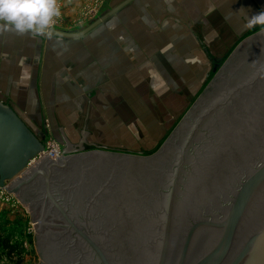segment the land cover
<instances>
[{
	"label": "water",
	"instance_id": "water-1",
	"mask_svg": "<svg viewBox=\"0 0 264 264\" xmlns=\"http://www.w3.org/2000/svg\"><path fill=\"white\" fill-rule=\"evenodd\" d=\"M129 2L81 31L53 29V35L82 36ZM252 36L227 55L150 155L85 150L88 97L79 143L64 140L57 123L60 157L46 153L24 171L44 149L43 134L0 99V185L29 211L34 207L24 192L36 184L43 188L40 215L31 216L40 264H264V30ZM69 172L73 177L66 180ZM89 174L98 182L90 185ZM136 177L140 185L134 187ZM68 191L86 193V200L66 199ZM132 192L142 193L143 212L128 204ZM109 193L108 202L120 211L100 215L103 206L96 204ZM48 208L59 222L48 223ZM47 225L61 229L59 236L46 235ZM43 236L48 243L42 254Z\"/></svg>",
	"mask_w": 264,
	"mask_h": 264
},
{
	"label": "crops",
	"instance_id": "crops-1",
	"mask_svg": "<svg viewBox=\"0 0 264 264\" xmlns=\"http://www.w3.org/2000/svg\"><path fill=\"white\" fill-rule=\"evenodd\" d=\"M84 1L57 0L67 24L78 19ZM122 1L105 0L101 15ZM150 1L155 9L154 0ZM156 10L161 12L158 24L123 20L122 30L117 27L121 20H104L90 32L72 38L0 33V99L36 132L46 136L47 130L40 124L49 120L53 137L60 141L58 123L64 140L76 144L81 134L80 117H85L87 98L92 97L85 150L144 152L148 128L142 125L155 120L143 109L150 97L157 95L150 93L154 92L150 84L165 86L173 94L180 87L182 66H196L180 49L157 46L164 26L176 27L179 34L182 24L189 25L186 34L196 40L200 29L186 20H204V24L208 20H247L264 10V0H156ZM106 38L112 39L108 48L100 45ZM134 128L142 139L134 141ZM133 142L139 143L140 149H134Z\"/></svg>",
	"mask_w": 264,
	"mask_h": 264
},
{
	"label": "rangeland",
	"instance_id": "rangeland-1",
	"mask_svg": "<svg viewBox=\"0 0 264 264\" xmlns=\"http://www.w3.org/2000/svg\"><path fill=\"white\" fill-rule=\"evenodd\" d=\"M124 1L125 0L121 3ZM154 2L152 6H155V9L151 7L152 2L150 0H131V2L122 6L106 20H121L122 22H120L117 27L122 30L124 27L123 20H148L151 25L158 24L161 22V12H157L156 0H154ZM104 4L105 0H85L79 11L78 19L72 20V22L68 24L66 16L63 15L62 7L58 5L61 15L57 18L54 29L73 32L87 28L100 18ZM119 4H117V6ZM246 21L247 20H208V23L211 22L209 25L208 23L204 24V20H186V23L195 25L197 29H200L196 40H192L193 37L190 34H186L185 27L187 28L189 25L182 24L179 34L176 33V27L173 30L170 24L168 28L164 26L161 39L157 41V46L165 45V47L168 48L175 47L180 49L183 55L185 53V56L192 60L191 65L195 62L196 66H190V69L182 66L180 87L173 93L174 95L172 94L173 91L165 86L158 84L157 86H152L150 84V90H154V92L151 90L150 93L157 95L155 99L154 97H150L146 106H143V109L148 112L150 119L152 117L155 120L149 119L150 121L144 122L142 125L143 127L141 126L143 129L148 128L147 131H145L147 132V137H143L146 140L145 144L142 146L146 149L144 152L142 151L144 155H150L153 151L158 149L164 140L171 134L176 125H178L183 118L184 112L191 109L195 104L196 100L194 98L199 96L201 90L207 87L212 80L213 74L219 73L220 67L226 61L227 55L233 57L237 45L246 38H251L253 37L252 35L264 30L260 26L247 29L244 26ZM176 22L179 23V20H176ZM174 31L175 33L173 34ZM111 40L112 39L109 40V38H106L100 45L104 48H108L110 47L109 45H112ZM206 69L207 72L205 71ZM201 71L204 72L200 74ZM196 75H200V78L197 76L198 84L194 86ZM199 85L201 86L199 87ZM204 85L206 86L204 87ZM194 92L197 94L193 97L192 94H194ZM162 96L168 97L166 99ZM172 96L175 98L172 99ZM137 124L138 123H136V127ZM46 125L51 132V123L49 120H44L43 123L40 124V127L44 129ZM136 132L137 129L134 128V141L140 138V136H137ZM49 135L52 136L50 133ZM140 139H142V137ZM132 146L134 149H140L139 143L133 142ZM10 208L6 210L9 212V217L13 220H17L14 223L15 225L17 223L21 224V228L18 227V230H16L15 240L17 239L23 242L25 251L22 256H15L12 260L3 258L1 263L40 264L42 261L35 246L34 238L36 229L34 226V229L31 230L33 226L31 224L30 211L27 212L23 208ZM25 241L28 242L27 245H24Z\"/></svg>",
	"mask_w": 264,
	"mask_h": 264
},
{
	"label": "clouds",
	"instance_id": "clouds-1",
	"mask_svg": "<svg viewBox=\"0 0 264 264\" xmlns=\"http://www.w3.org/2000/svg\"><path fill=\"white\" fill-rule=\"evenodd\" d=\"M60 15L57 0H0V33L51 38ZM244 26L247 29L257 26L264 29V10L249 16Z\"/></svg>",
	"mask_w": 264,
	"mask_h": 264
},
{
	"label": "flooded vegetation",
	"instance_id": "flooded-vegetation-1",
	"mask_svg": "<svg viewBox=\"0 0 264 264\" xmlns=\"http://www.w3.org/2000/svg\"><path fill=\"white\" fill-rule=\"evenodd\" d=\"M155 151H153L151 154H153ZM132 152H134V151H132ZM133 171H134L135 174H139L140 173L136 169H134ZM79 173H81V172H79ZM63 176L66 177V180H70V179H72L71 177H73L72 174H71V172H69V174H65V175L63 174ZM88 177L90 178L89 181H88V183H91L90 185H92L94 183H97L98 180H99V179L97 180V175H90L89 174ZM132 183H133L134 187L140 185V182L137 179V177H136V179ZM121 184L122 183H120V185ZM97 188H98V184H95L94 185V190L97 189ZM42 190H43L42 184H36V185H33V186L29 187V189L24 192V198H25V200L28 201L29 203H31L32 206L34 207L30 211L31 216H32V214H33L34 217L36 215H38V216L40 215V211H41V207H42V202H43V199H42L43 198ZM142 191H144V190L142 189ZM64 194L66 196V199L67 198L73 199V197H76V200L75 201L77 203H80V202L85 201L86 200V197H87L86 193L84 194L83 192L82 193H80V192L77 193V192H73V191H71V192L68 191V192H66ZM111 194L112 193H109L108 195L107 194H102V198H101L102 201L101 202H98L96 204L97 206L98 205L103 206L102 209H101L102 213H100V215H110L111 213H115L117 211H120L117 208L116 205H115L116 206L115 207L114 205H112V204L109 203L110 202L109 200H110ZM141 199H142V193L132 192V193L129 194L128 204L130 206H136L138 209H135V210H137V211L139 210V212H143L144 209L141 208L140 206H138L139 202H141ZM142 203H143V199H142ZM129 210H132V209L131 208L127 209V211H129ZM139 212H138V214H140ZM46 215H47L46 217H47L48 223L51 224L52 222H59V218H58L59 217V214L55 210L48 208ZM44 231H45V234L47 233L46 235H52V234H54L55 237H58L59 234H60L59 231H62V230L59 229L56 226L47 225V226L44 227ZM47 231L48 232H52V234L51 233H48ZM47 243L48 242H47L46 238L43 236L40 239L42 254H43V252H44V250L46 248L45 247V244H47Z\"/></svg>",
	"mask_w": 264,
	"mask_h": 264
},
{
	"label": "built area",
	"instance_id": "built-area-1",
	"mask_svg": "<svg viewBox=\"0 0 264 264\" xmlns=\"http://www.w3.org/2000/svg\"><path fill=\"white\" fill-rule=\"evenodd\" d=\"M45 128L47 130L46 131L47 133H46V136H44V140H43L44 149L42 151L38 152L33 158H31L29 160L24 171L27 170L31 165H33V164L35 165L36 161L39 160L42 156H44L46 153L48 155H50V157L52 159H56V158L60 157V155L63 151L62 144L58 140H56L53 136L49 135V129H48L47 125ZM10 207L23 208V209H25V211L29 212L27 206L24 205L18 199V197L15 194L9 193L4 186L0 185V210H2V209L8 210ZM34 223H35V221L31 223L33 226L31 228V230L34 229ZM27 244H28V242L25 241L24 245H27ZM15 256H14V258H15Z\"/></svg>",
	"mask_w": 264,
	"mask_h": 264
},
{
	"label": "trees",
	"instance_id": "trees-1",
	"mask_svg": "<svg viewBox=\"0 0 264 264\" xmlns=\"http://www.w3.org/2000/svg\"><path fill=\"white\" fill-rule=\"evenodd\" d=\"M15 221L17 220L10 218L5 209L0 210V264H5L1 263L3 258L12 260L15 255L22 256L25 251L23 242L15 240L16 230L21 228V224H14Z\"/></svg>",
	"mask_w": 264,
	"mask_h": 264
}]
</instances>
